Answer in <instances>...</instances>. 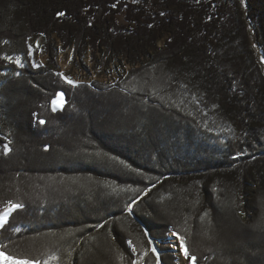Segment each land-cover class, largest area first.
Returning <instances> with one entry per match:
<instances>
[{
	"label": "trees",
	"instance_id": "1",
	"mask_svg": "<svg viewBox=\"0 0 264 264\" xmlns=\"http://www.w3.org/2000/svg\"><path fill=\"white\" fill-rule=\"evenodd\" d=\"M247 1L0 0V210L23 205L0 257L155 264L150 238L172 230L197 264H264V232L236 227L264 217V72L249 29L264 52V0ZM53 35L141 66L74 87L54 73Z\"/></svg>",
	"mask_w": 264,
	"mask_h": 264
},
{
	"label": "rangeland",
	"instance_id": "2",
	"mask_svg": "<svg viewBox=\"0 0 264 264\" xmlns=\"http://www.w3.org/2000/svg\"><path fill=\"white\" fill-rule=\"evenodd\" d=\"M123 21L122 18H120ZM164 41L159 43V47L163 45ZM51 45L56 51V65L53 68L54 73H63L65 76L72 78L74 81L79 82L78 84H91L100 83L107 85H115L120 83L133 67L139 68L141 65L134 66L128 62V59L110 58L104 60L103 51L97 53L96 58L90 47L86 48L85 53L75 54L74 47L64 50L62 42L53 35L51 38ZM30 46L34 53V64L41 66H48L49 54L45 52L46 40L43 37L32 38ZM37 67V66H36ZM114 83V84H112ZM131 206V212L133 210ZM144 210V208H142ZM141 210V211H142ZM7 211V209L0 210V214ZM146 235L149 238L148 230L143 226ZM151 250L153 247L161 253V264H190L183 256V252L180 246V240L176 233L172 230L168 231L166 238L160 240L151 239ZM175 245V246H174ZM100 247V246H99ZM185 259V260H184ZM14 260H10L4 256L0 257V264H13ZM17 261V260H15ZM19 264H24L23 261H18ZM31 262V261H28ZM31 264H38L31 262Z\"/></svg>",
	"mask_w": 264,
	"mask_h": 264
},
{
	"label": "snow or ice",
	"instance_id": "3",
	"mask_svg": "<svg viewBox=\"0 0 264 264\" xmlns=\"http://www.w3.org/2000/svg\"><path fill=\"white\" fill-rule=\"evenodd\" d=\"M58 15H64V13H58ZM4 43H8V41H4ZM7 59H11V57H7ZM15 63L20 64L21 67L22 62L20 59H17L15 61ZM37 67H39V65H36ZM16 75H19V73H16ZM56 75L62 77L64 79V81L72 86H78L77 81H74L72 78L65 76L63 73H57ZM64 93H58L56 95V99L51 101L52 104V112H57V111H63L64 108ZM39 124H44L45 121L43 119L38 121ZM47 150V149H46ZM3 152L4 154H8L9 152H11V148L8 146V144L3 145ZM107 155V154H105ZM110 159L114 160V161H118L120 164H125L124 160L119 159V157L117 156H111ZM127 167H131V165H126ZM23 208L22 204H13L11 202H9V206L7 208V211L3 212L2 214H0V229H3L5 227L6 224H8V218L10 216V214L12 212H14L17 209H21ZM129 211L131 212V208H129ZM207 215V213L205 214ZM240 217L245 216L244 212H239L238 214ZM236 227L238 229H244V228H260L262 230V232H264V217H261V219L253 225H245L243 224L242 221H236ZM180 246L183 252V256L186 260H188L190 262V264H197V257L194 254H190L188 247L186 246V241H185V237L181 236L180 238ZM175 246V245H174ZM241 247H243V245H241ZM152 252L155 254V264H161V253L156 249V247L152 248ZM2 254V253H0ZM52 259H57L56 257H52ZM13 264H19L18 261H13ZM24 264H31V262L25 261ZM137 264H143L142 261H137Z\"/></svg>",
	"mask_w": 264,
	"mask_h": 264
},
{
	"label": "water",
	"instance_id": "4",
	"mask_svg": "<svg viewBox=\"0 0 264 264\" xmlns=\"http://www.w3.org/2000/svg\"><path fill=\"white\" fill-rule=\"evenodd\" d=\"M242 2H243V5H244V8H246V6H247V0H242ZM250 35H251V37H252V44H253V46H254V49H255V51H256V53H257V55H259L258 56V61H259V63H260V65H261V67H262V69H263V72H264V64H263V62H262V60H261V54H262V56H263V58H264V52H263V50L255 43V41H254V28L252 27V25L250 24Z\"/></svg>",
	"mask_w": 264,
	"mask_h": 264
},
{
	"label": "bare ground",
	"instance_id": "5",
	"mask_svg": "<svg viewBox=\"0 0 264 264\" xmlns=\"http://www.w3.org/2000/svg\"><path fill=\"white\" fill-rule=\"evenodd\" d=\"M261 60H262V62H263V64H264V58H263L262 54H261ZM184 260H185V259H184Z\"/></svg>",
	"mask_w": 264,
	"mask_h": 264
},
{
	"label": "built area",
	"instance_id": "6",
	"mask_svg": "<svg viewBox=\"0 0 264 264\" xmlns=\"http://www.w3.org/2000/svg\"><path fill=\"white\" fill-rule=\"evenodd\" d=\"M107 84H109V83H107ZM112 84H114V83H112Z\"/></svg>",
	"mask_w": 264,
	"mask_h": 264
}]
</instances>
